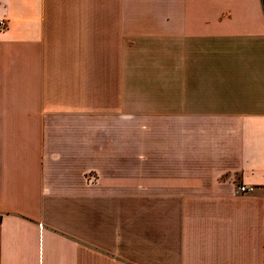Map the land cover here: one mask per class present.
Returning <instances> with one entry per match:
<instances>
[{"label": "crops", "instance_id": "crops-1", "mask_svg": "<svg viewBox=\"0 0 264 264\" xmlns=\"http://www.w3.org/2000/svg\"><path fill=\"white\" fill-rule=\"evenodd\" d=\"M0 264H264V0H0Z\"/></svg>", "mask_w": 264, "mask_h": 264}, {"label": "built area", "instance_id": "built-area-1", "mask_svg": "<svg viewBox=\"0 0 264 264\" xmlns=\"http://www.w3.org/2000/svg\"><path fill=\"white\" fill-rule=\"evenodd\" d=\"M240 191L242 193H246V192L252 191V188L249 186H242V187H240Z\"/></svg>", "mask_w": 264, "mask_h": 264}]
</instances>
